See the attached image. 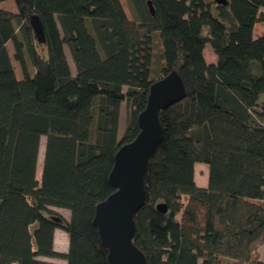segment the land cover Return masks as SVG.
<instances>
[{
	"label": "trees",
	"instance_id": "16d2710c",
	"mask_svg": "<svg viewBox=\"0 0 264 264\" xmlns=\"http://www.w3.org/2000/svg\"><path fill=\"white\" fill-rule=\"evenodd\" d=\"M12 1L17 13L0 9V264H108L96 207L115 192V156L138 136L151 85L172 71L187 96L159 114L134 245L147 264H264V0H127L133 20L120 0Z\"/></svg>",
	"mask_w": 264,
	"mask_h": 264
},
{
	"label": "water",
	"instance_id": "95a60500",
	"mask_svg": "<svg viewBox=\"0 0 264 264\" xmlns=\"http://www.w3.org/2000/svg\"><path fill=\"white\" fill-rule=\"evenodd\" d=\"M147 4L154 15L152 2L148 1ZM30 21L37 41L44 44L46 39L41 20L35 15ZM186 96L184 81L176 71L153 83L147 106L138 116V136L131 143L123 145L115 156L109 176L115 192L97 205L94 217L101 244L108 248V264H147L145 255L133 242L137 231L135 215L145 204L148 162L163 137L159 114ZM156 208L163 214L168 211L164 203Z\"/></svg>",
	"mask_w": 264,
	"mask_h": 264
},
{
	"label": "rangeland",
	"instance_id": "374dc122",
	"mask_svg": "<svg viewBox=\"0 0 264 264\" xmlns=\"http://www.w3.org/2000/svg\"><path fill=\"white\" fill-rule=\"evenodd\" d=\"M120 1H121L122 5L124 7V10H125L126 15L128 16V18L133 20L134 16L132 15L131 8H130V6L128 4V1L127 0H120ZM0 9L8 10V11H11L13 13H17L18 12L15 2L12 1V0L11 1H6V2H1L0 3ZM262 12L264 13V10H262ZM256 32H257V35L259 33H264V24L257 25ZM8 50H9L10 56L12 58L13 67H14L16 76L19 79H22L23 75H22V71H21L20 65L14 59V49H13L12 43L8 44ZM66 52H67V56L69 58L68 60L70 61V64H71V67H72V71H73V73H76V68H75L73 59L71 57V54L69 52V49H67ZM204 57H205L207 62L210 61L211 58H213V59H214V57L217 58L215 53H214V51H213V49H212V47L210 45H208L206 47V49L204 51ZM31 71H34V69H31ZM125 113H126V109L123 106L122 107L121 118H120V126H119V134L120 135L123 133L124 128H125V124H126V114ZM54 131H57V132H60V133L69 134L66 131H58V130H54ZM55 133L56 132H54V133L52 132V134H55ZM45 142H46V138L43 137L41 139V147H40L39 161H38V172H40L41 169H42V160H43V152H44ZM196 175L201 180L202 179H206V177L208 175V166L202 165V164L197 166ZM38 176H39V174H38ZM52 210L57 212L58 214H60L63 217H68V215H69L68 211H66L64 209L52 208ZM178 218H179V216H178ZM57 233H58L57 237L55 238V248H56L57 251L65 253V252H67V249H68V238H67V235L61 230H59ZM43 260H47V259H43ZM52 261L53 262H57V263H65L63 260H60V259L59 260L58 259H52Z\"/></svg>",
	"mask_w": 264,
	"mask_h": 264
},
{
	"label": "crops",
	"instance_id": "0c3cea01",
	"mask_svg": "<svg viewBox=\"0 0 264 264\" xmlns=\"http://www.w3.org/2000/svg\"><path fill=\"white\" fill-rule=\"evenodd\" d=\"M256 34H257V32H256ZM262 34H264V33H259L258 35H262ZM217 61V59L214 57V59L213 58H211L210 59V61H208V63H215ZM199 165H201V163H198V164H196V166H195V182H196V184H197V186H199V187H202V188H206L207 186H208V175H209V168H208V175H207V177H206V179H200V178H198L197 177V175H196V168H197V166H199ZM202 165H205V164H202ZM207 166V165H206ZM59 230H57L56 231V233H55V238L57 237V232H58ZM259 253H260V255H261V258H262V260H264V244L260 247V249H259Z\"/></svg>",
	"mask_w": 264,
	"mask_h": 264
}]
</instances>
